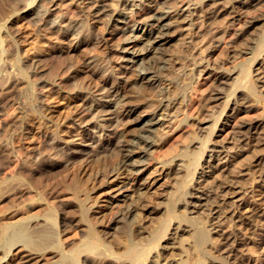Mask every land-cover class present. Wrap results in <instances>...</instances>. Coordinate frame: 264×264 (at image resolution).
<instances>
[{"label": "rangeland", "instance_id": "1", "mask_svg": "<svg viewBox=\"0 0 264 264\" xmlns=\"http://www.w3.org/2000/svg\"><path fill=\"white\" fill-rule=\"evenodd\" d=\"M23 1H6L7 7L11 8H9L10 14L0 22V36L7 38L3 40L9 42L5 45L6 49L15 51V54L9 57L10 60L7 59L10 64L8 61H3L4 66L6 62L8 64L5 72L9 71L4 76L9 80L14 79L13 81H16L15 78L19 79L20 83V89L15 86L13 90L12 88L8 90L9 93L5 90L6 93L4 92L3 95H6L0 97L2 106L0 110L3 108V111H0V121L2 119L0 137L8 134L5 135L7 138H0V146L2 145L0 168L6 165L5 156L8 158V153L4 154L3 152L7 151L2 148L6 146L4 143H8L7 147L14 149L12 154L21 162L19 167L23 170L21 172L25 181H22L20 187L23 194L19 193L18 197L13 198L12 204H4L0 201L2 205H0V226L1 223L11 221L14 216L18 218L31 215L29 226L33 227L31 228L33 231L52 227L45 213L53 211L57 217L56 230L63 239L61 240H78L85 227L80 222L79 204L69 197L70 192L67 188L72 183L73 175L66 169L82 164L80 170L77 169L76 176L78 180L85 181L83 183L91 196L90 201L87 202L90 205L87 206H94L96 201H100L108 191L113 177L111 173H107L111 169L98 165L97 161L113 153L120 140H133L141 133L136 115L129 116L125 111L128 107H135L138 112L153 111L152 115L157 116L154 120L157 124L150 134L152 146L143 144V147L140 144L138 153L132 157L133 162L137 160L136 162L145 164L148 168L137 175L135 184L127 194L128 198L121 201L118 207L109 209L108 215L105 214L106 212L99 213L100 209L97 207L89 213L97 224L96 228L100 229L99 231L104 230L102 235L106 236L108 241L111 240L109 242L114 246L117 237L131 231L130 237L137 245L136 249L143 250L144 254L139 259L123 258L122 262L125 264H264V202L257 205L260 206L259 212L246 220L248 224L243 232L247 237V244L231 241V237L238 233L237 219L245 217L242 208L245 202L252 201L258 192H264V0H161L160 8L164 9L159 11L169 10L172 13L164 21L168 24L170 41L164 49L162 63L160 62L163 66L162 76L159 77L158 87L151 90L152 93L145 91L143 83L136 82L131 65L127 62L119 59L109 60L107 63L101 61V56L95 48L97 41L104 34L103 31H108V27L103 25L102 29L101 25H95L92 21L89 22L90 25L92 24L89 26L91 28L86 29L88 27L84 25L89 19L78 9V6H82L83 0H72L73 3L69 0H29V2L25 0L24 3L28 5L23 4ZM105 2L109 14L120 11L122 13L128 8L142 6L138 5L139 2L136 3L138 6H131L130 0H105ZM57 3L65 7H60ZM47 5L49 6L46 7ZM45 26L48 29L60 26L64 31L69 32L71 37L68 35V39L65 40L69 46L66 49L43 48L42 45L45 44L39 42H41L40 37L47 30L43 31ZM128 33L117 35L113 44L115 43L117 47L123 46ZM33 34L36 38L34 44H32ZM148 59L146 58V62L152 60L149 57ZM13 63L15 65L11 68ZM14 68L15 72H13ZM20 71L19 78L16 74L15 77L13 76V73ZM31 77H36L37 81L34 83V78L32 80ZM102 77L104 80L101 79ZM4 84L6 85V82ZM33 85L37 86L33 87ZM27 87L28 89H25ZM250 87L254 89L253 93H249ZM47 90L52 91L48 93ZM23 93L30 95V98L28 95L23 97ZM139 95L147 97L150 110L140 103L128 102L129 96ZM50 96L56 97L52 99ZM28 98L30 101L26 100ZM81 98L83 100H79ZM48 99H51L50 102H46L49 101ZM125 100L128 103L122 109L119 104L125 103ZM78 102L86 103L87 107L85 106L84 109L82 108L84 106H80L75 110ZM14 106L17 111L14 109L16 112H10L13 111ZM46 107L52 110L57 108L58 116L60 110L59 117L64 118L59 120V124L53 122L40 126V123L44 124L43 111ZM3 112L6 114L5 118ZM8 112L14 114L10 115ZM68 112H72V115H68ZM17 115H20L19 120ZM26 115L27 119L29 117L28 120ZM33 117L41 121L38 122ZM31 118L33 119L31 125H35L36 138L25 136L24 139L23 131L25 127L30 126L27 123ZM79 118L86 119V122L75 124L74 119ZM260 123L261 127L252 129V126ZM4 126L7 127L3 130ZM75 128L84 131L81 136L83 139L74 140L64 136L67 131L74 132ZM26 140L34 142L33 149L29 151L26 149L24 145L29 142ZM19 147L22 148L19 149L22 154V150H26L24 156L16 150ZM16 151L19 153H15ZM27 154V158H24ZM189 158L197 159L191 167ZM32 163L34 166L31 165ZM7 167L8 164L5 168H1L0 178L8 176L11 172L7 171ZM34 178L39 179L41 184ZM52 206L54 208H51ZM168 206L173 209L172 213H169ZM129 208L130 212H128ZM127 212L128 216H126ZM191 222L203 227L208 233V242L202 247L196 245L195 228ZM60 224H65L70 230L65 232L66 234L60 233L62 232ZM156 228H159L157 237L154 236ZM115 248L118 250V246ZM46 250L43 251L45 254L43 252L33 254L27 264H43L47 257L50 261L49 256L51 257L53 251ZM25 252L27 249L22 243H18L16 247L13 245L11 248L0 249V258L9 253V257H6L7 264H16L14 259ZM87 260L86 264H100L94 262L91 257ZM102 264H119V262L109 261Z\"/></svg>", "mask_w": 264, "mask_h": 264}, {"label": "bare ground", "instance_id": "2", "mask_svg": "<svg viewBox=\"0 0 264 264\" xmlns=\"http://www.w3.org/2000/svg\"><path fill=\"white\" fill-rule=\"evenodd\" d=\"M3 1V3H2ZM0 2V22L1 21H4V18L6 16H8L10 14V10L9 8L7 7L6 5V1H9V0H2ZM15 1V0H14ZM25 1V0H24ZM23 1V4H27V3H24ZM62 1V0H61ZM67 1V0H66ZM72 1V0H69V2ZM81 1V0H80ZM132 2V5L131 6H135L137 5L136 3L139 2L138 5H142L141 7H138V8H128V10H123L122 13L120 11L117 12V13H111L109 14V10H108V5H107V2H105V0H83L82 2V6H78V9L80 12H83V14L85 16H87L86 18L89 19L88 22H86L84 26L88 27L86 29H90L91 26L89 24V22H92L94 23L95 25H101L100 27L102 28V26L104 25L108 27V31H103L104 34L101 35L99 41H97V53H99V55L101 56L100 59H102L101 61H106L105 63H107V61H116V59H119V60H123L124 62H127L128 64H130V68H132V71L134 72L133 75L135 76V80L136 82H140V83H143L144 85V89L146 92H151V90H155L156 87H158V84H159V77L160 75L162 74V68L163 66L160 64V62L162 63V55H163V52H164V49L166 48V45L169 43L170 39H169V34H168V30L169 28H167V25L166 23H164V21L170 17V14L171 11L169 10H163V11H159L160 6V2L161 0H130ZM165 1V0H164ZM258 1V0H257ZM20 2V1H18ZM29 2V0L27 1ZM78 2V1H77ZM76 2V3H77ZM14 3V2H13ZM22 3V2H21ZM44 3V2H42ZM62 3V2H61ZM68 3V2H67ZM73 3V1H72ZM128 3V2H127ZM162 3V2H161ZM9 4H11V1L9 2ZM16 4L17 1H16ZM50 4V3H49ZM58 4V3H57ZM64 4V3H62ZM126 4V3H125ZM160 4V5H159ZM246 4V3H245ZM13 7L14 4H12ZM11 5V7H12ZM28 5V4H27ZM44 5V4H43ZM59 6L61 4H58ZM69 5V4H68ZM71 5V3H70ZM137 5V6H138ZM248 5V4H247ZM10 6V5H9ZM45 6V5H44ZM49 5H47L46 7H48ZM58 6V7H59ZM172 6V5H171ZM12 7V9H13ZM43 7V6H42ZM53 7V6H52ZM60 7H65L64 5L60 6ZM59 7V8H60ZM73 7V6H72ZM167 7V6H166ZM257 7V6H256ZM16 8V7H15ZM41 8V6H40ZM11 9V8H10ZM44 9V8H43ZM41 9V10H43ZM46 9V8H45ZM62 9V8H61ZM65 9V8H64ZM63 9V10H64ZM69 9V7H68ZM125 9V8H123ZM164 9V8H162ZM161 9V10H162ZM166 9V8H165ZM40 10V12H41ZM49 10V9H47ZM54 10V9H53ZM67 10V9H66ZM77 10V9H76ZM172 10V9H171ZM60 11V10H59ZM111 11V10H110ZM247 11V10H246ZM39 12V11H38ZM44 12V11H43ZM41 12V13H43ZM63 12V11H62ZM67 12V11H65ZM109 12V13H108ZM176 12V11H175ZM232 12V11H231ZM78 13V12H77ZM234 13V12H233ZM45 14V12H44ZM69 14V13H68ZM219 14V13H218ZM15 15V14H14ZM58 15V14H57ZM60 15V14H59ZM64 15V14H63ZM81 15V14H80ZM83 15V16H84ZM211 15V14H210ZM216 15V14H215ZM222 15V14H221ZM19 16V15H18ZM17 16V17H18ZM40 16V15H39ZM84 16V17H85ZM12 17V16H11ZM22 17V16H21ZM28 17V16H27ZM83 17V18H84ZM214 17V16H213ZM15 18V17H14ZM25 18V17H24ZM42 18V17H41ZM19 19V18H18ZM213 19V18H212ZM12 20V19H11ZM10 20V21H11ZM25 20V19H24ZM46 20V19H45ZM76 20V19H75ZM86 20V19H85ZM14 21V20H13ZM39 21V20H38ZM37 21V22H38ZM82 21V20H81ZM17 22V21H16ZM46 22V21H45ZM24 23V22H22ZM61 23H63L61 21ZM83 23V22H82ZM12 24V22H11ZM15 24V22H14ZM37 24V23H36ZM59 24V23H58ZM78 24V23H77ZM4 25V24H3ZM19 25V24H18ZM28 25V24H27ZM61 25V24H60ZM66 25V24H65ZM253 25V24H252ZM256 25V24H255ZM62 26V25H61ZM81 26V25H79ZM15 27V26H14ZM13 27V28H14ZM17 27V25H16ZM27 27V26H26ZM42 27V26H41ZM46 27V26H45ZM49 27V26H48ZM65 27V26H64ZM99 27V26H98ZM29 28V27H27ZM44 28V27H43ZM81 28V27H80ZM100 28V30H101ZM253 28V27H252ZM256 29V27H254ZM37 29V28H36ZM47 29V30H46ZM68 29V28H66ZM85 29V28H84ZM85 29V30H86ZM103 29V28H102ZM106 29V28H105ZM110 29V30H109ZM251 29V28H250ZM2 30V29H1ZM9 30V29H8ZM7 30V31H8ZM13 30V29H12ZM25 30V28H24ZM29 30V29H28ZM46 30V31H45ZM84 30V31H85ZM10 31V30H9ZM17 31V29H16ZM22 32V30H20ZM33 31V30H32ZM39 31V30H38ZM43 31H45L43 33V35L40 37L41 38V42L39 43H44L45 45H42L43 48H58V49H66V47L69 46L68 42L65 43V40L68 39L67 36L71 35L69 32L67 31H64L63 28H61L60 26L59 27H50L49 29L46 27L45 29H43ZM79 31V30H78ZM77 31V32H78ZM83 31V30H82ZM95 31V30H94ZM253 31V30H252ZM31 32V31H30ZM40 32V31H39ZM81 32V30H80ZM90 32V31H89ZM100 32V31H99ZM101 31V33H103ZM128 33V35L126 36L125 38V42L123 46L121 47H117L113 44V40L114 38H116L117 35H120V34H125V33ZM4 33V32H3ZM14 33V31H13ZM17 33H20V32H17ZM29 33V32H28ZM33 33V32H32ZM42 33V32H41ZM75 33H76V30H75ZM95 33V32H94ZM246 33V32H245ZM77 34V33H76ZM75 34V35H76ZM98 34V33H97ZM251 34V33H250ZM26 35V33H25ZM24 35V36H25ZM78 35V34H77ZM90 34L88 33V36ZM7 36V35H6ZM21 36V34H20ZM23 36V38H24ZM29 36V35H28ZM31 36V35H30ZM73 36V35H72ZM95 36H96V33H95ZM94 36V37H95ZM11 37H12V34H11ZM17 37V36H16ZM71 37V36H70ZM74 37V36H73ZM77 37V36H76ZM3 38L5 37H1L0 36V97L6 95L3 93L7 90L12 88V90L14 89L15 86H18L19 87V79H16V81H13L14 79H11L9 80L8 78L7 81H5V74H8L9 71L7 70L8 73H6L5 69L7 68V65L10 64L8 60L9 57L11 56V54H15V51L13 52L12 50H8V48L6 49L5 45L7 44V40H3ZM18 38V37H17ZM27 38V37H26ZM34 38V34H33V37ZM93 38V37H92ZM97 38V36H96ZM7 39V38H5ZM36 38H34V40H32L30 38V40H32V44H34V41ZM12 40V39H11ZM9 40V41H11ZM16 40V39H15ZM21 40V39H20ZM39 40V39H38ZM73 40V39H72ZM71 40V41H72ZM77 41V40H76ZM123 41V39H122ZM13 42V40H12ZM38 42V41H37ZM74 42V40H73ZM89 42V41H88ZM9 43V42H8ZM26 43V42H24ZM29 43V42H28ZM38 43V44H39ZM93 43V42H92ZM11 44V43H10ZM9 44V45H10ZM21 44V43H20ZM140 44H142L140 46ZM9 45H7L9 47ZM31 45V44H30ZM71 45V44H70ZM90 45V44H89ZM170 45V44H169ZM13 46V45H11ZM40 46V45H39ZM38 46V48H39ZM41 46V47H42ZM77 46V45H76ZM91 46V45H90ZM93 46V45H92ZM16 47V46H15ZM21 47V46H20ZM19 47V48H20ZM34 48V45L33 47ZM37 48V47H36ZM42 48V49H43ZM10 49V48H9ZM70 49V48H69ZM82 49V48H81ZM85 49V48H84ZM16 50V49H15ZM27 50V49H26ZM34 50V49H32ZM38 50V49H37ZM44 50V49H43ZM76 50V49H74ZM56 51V50H55ZM64 51V50H63ZM80 51V50H79ZM86 51V50H85ZM28 53V52H27ZM96 53V54H97ZM23 56V55H21ZM6 57V59H5ZM148 57L149 58H152V60L150 62H148ZM4 58V59H3ZM11 58V57H10ZM14 58V55L12 57V60ZM47 58V57H46ZM61 58V57H60ZM146 58L148 59L147 62H146ZM8 59V60H7ZM25 59V58H24ZM36 59V58H35ZM45 59V58H44ZM8 61V64L6 62L5 66L3 65V61ZM62 60V59H61ZM16 59L14 60V63H15ZM41 61V60H40ZM78 61V60H77ZM99 61V60H98ZM12 62V61H11ZM20 62V61H19ZM139 62V64H138ZM11 64V68H12V65H15V64ZM22 63V61H21ZM80 63V62H79ZM54 65V64H53ZM75 65V64H74ZM78 65V64H77ZM97 65V64H96ZM24 66V65H23ZM90 66V65H89ZM88 66V67H89ZM9 67V66H8ZM9 67V68H10ZM58 67V66H57ZM91 67V66H90ZM10 68V70H11ZM22 68V67H21ZM25 68V66H24ZM62 68V66H61ZM99 68V67H98ZM77 69H79L77 67ZM93 69V68H92ZM110 69V68H109ZM17 70V69H16ZM26 70V69H24ZM29 71V70H28ZM59 71V70H58ZM13 72H15V68L13 70ZM18 72V71H17ZM51 73L54 72V71H50ZM49 72V73H50ZM57 72V71H56ZM122 72V71H121ZM33 73V72H32ZM38 73V72H37ZM50 73V74H51ZM55 73V72H54ZM92 74V72H90ZM125 73V72H124ZM15 74H16V77H18L19 74H21V71L19 73H13V76L15 77ZM34 74V73H33ZM49 74V75H50ZM130 74V73H129ZM48 75V76H49ZM52 75V74H51ZM164 75V73H163ZM224 75V74H223ZM9 76V75H8ZM39 76V75H38ZM162 76V75H161ZM12 77V76H11ZM54 78V76H51ZM56 77V76H55ZM91 77V76H90ZM98 77V76H97ZM19 78V77H18ZM29 79V75L27 77ZM32 78V77H31ZM34 78V77H33ZM32 78V80H33ZM36 78V77H35ZM34 78V83L35 81H37L36 79ZM99 78V77H98ZM216 78V77H215ZM22 79V77L20 78ZM49 79H52V78H49ZM56 79V78H55ZM100 79V78H99ZM103 79V77L101 78ZM31 80V79H30ZM28 80V81H30ZM104 80V79H103ZM93 81V80H92ZM4 82H6V85L4 84ZM13 82V83H11ZM24 82V81H23ZM96 82V81H95ZM222 82V81H221ZM26 83V82H25ZM99 83V81H98ZM116 83V82H114ZM121 83V82H120ZM133 83V82H132ZM88 85V84H87ZM100 85H101V82H100ZM99 85V86H100ZM134 85V84H133ZM24 86V85H23ZM34 86H37V85H33ZM53 86V85H52ZM78 86V85H77ZM128 86V84H127ZM142 86V85H141ZM131 88V85L129 86ZM36 88V87H35ZM41 88V87H40ZM129 88V89H130ZM141 88V87H140ZM20 89V87L18 88ZM25 89H28L25 88ZM33 89V88H32ZM124 89V88H123ZM34 90V89H33ZM32 90V92H33ZM54 90V89H53ZM24 91V90H23ZM26 91V90H25ZM39 91V90H38ZM44 91V90H43ZM48 91V90H47ZM50 92L52 90H49ZM48 91V93H49ZM125 91V90H123ZM141 91V90H140ZM249 93H253L254 92V89L252 87L249 88ZM145 92V94H146ZM9 93V92H8ZM28 93V92H26ZM36 93V92H35ZM57 93V92H56ZM60 93V92H59ZM140 93V92H138ZM143 93V92H142ZM152 93V92H151ZM153 93H155V91H153ZM24 94V93H23ZM30 94V93H28ZM27 94V95H28ZM55 94V93H54ZM128 94V92H127ZM141 94V93H140ZM149 94V93H147ZM27 95H23V97L27 96ZM35 95V94H33ZM129 95V94H128ZM127 95V96H128ZM138 95V94H137ZM153 95V94H152ZM37 96V95H36ZM47 96V94H46ZM159 96V95H157ZM28 97L30 98V95H28ZM35 97V96H34ZM51 97V96H50ZM56 97V96H55ZM54 97V98H55ZM79 97V96H78ZM150 97V96H149ZM27 98V97H26ZM26 99V100H29L30 99ZM49 98V97H48ZM52 99H54L53 97H51ZM65 98V97H63ZM67 98V97H66ZM72 98V97H71ZM217 98V97H216ZM15 99V98H14ZM37 99V98H36ZM129 101L128 102H131V101H134V103H140L142 105H145L147 107L148 110H150V107H149V104H148V100H147V97L143 96V95H139V96H136V97H132V96H129L127 98ZM126 99V100H127ZM1 100V99H0ZM22 104H24V99L22 98ZM25 100V101H26ZM49 101H46V102H50L51 99H48ZM70 100V99H68ZM76 100V99H75ZM75 100H73L75 102ZM79 100H83L82 98L79 99ZM124 101L125 103H121L119 104V107L123 109V107H125V105L128 103L127 101ZM33 101V100H32ZM72 101V102H73ZM137 101V102H135ZM13 102V101H12ZM53 102V101H52ZM249 99H248V103H249ZM59 103V102H58ZM68 103V102H67ZM79 103V102H78ZM25 104H27V102H25ZM29 104V103H28ZM27 104V105H28ZM31 104V103H30ZM34 104V102H33ZM32 104V106H33ZM36 104V103H35ZM47 104V103H46ZM86 103H79L78 105L75 106V110L78 108V107H82L85 109V105ZM89 104V103H88ZM49 105V104H48ZM68 105V104H67ZM133 105V104H132ZM151 105V104H150ZM10 106V105H9ZM13 106V104H12ZM23 106H26V105H23ZM69 106V105H68ZM118 106V105H117ZM250 106V105H249ZM0 107H2L0 105ZM8 107V106H7ZM16 106L13 107V111L10 110V112H16L17 110L15 109ZM30 107V105L28 106ZM49 107V106H48ZM87 107V106H86ZM90 107V106H89ZM116 107V106H115ZM6 108V107H5ZM10 108V107H9ZM8 108V110H9ZM22 108V107H20ZM44 108V106L42 107ZM3 109V108H2ZM1 109V110H2ZM7 109V108H6ZM14 109L16 111H14ZM30 109V108H29ZM28 109V110H29ZM64 109V108H63ZM73 109V108H72ZM121 109V110H122ZM0 110V111H1ZM5 110V109H4ZM23 110H26L23 108ZM38 110V109H37ZM42 110V109H40ZM3 111V110H2ZM1 111V112H2ZM7 111V110H6ZM4 111V112H6ZM30 111V110H29ZM36 111V110H35ZM65 111V110H64ZM74 111V109L72 110ZM85 111V110H84ZM118 111V110H117ZM126 113L127 115L129 116H133V115H136L137 117V123L138 125L140 126L141 128V133H139L137 135V138L133 140L132 139H128V140H120L119 143H118V146L117 148L115 149V151L113 153H109V155H105L106 157L102 160H96L97 161V164L98 165H102V167H109L111 170H109V172L107 173H111V177H113V179L111 180L110 182V185H109V188H108V191L105 193V195L102 197V199L99 201H96L94 203V206L91 205V206H87L89 203L88 200L89 198L91 199V196L88 192V189H87V186L83 183V181H80L78 180V176H76V171L77 169L81 168V165L80 164H76L75 162H73L74 164L76 165H73V167L71 169L68 170V168H63V169H66L67 171L70 172V174L73 175L72 177V183L71 185H69V187L67 188L68 191L70 192V198L73 199L74 201H76L79 206H80V215H81V219H80V222L82 225H84V230L81 231V235H80V238H78V240H73V241H62L63 239L60 238L59 236V232H57L56 230V227H57V217L55 215V212L53 213V211H48L45 213V216H46V219L47 221H49V224L52 225V227H43V228H39L37 231H33L31 228L33 227H30L29 226V219L30 217H32L31 215H28L26 217H13L10 220H8L9 222H5L4 224L1 223L2 225L0 226V249H6V248H11L13 245L16 247V245L18 243H22L23 246L27 249V252H25L24 254L22 255H19L18 258L14 259L17 263L16 264H27L28 261L30 260V258L32 257L33 254H36L38 252H43L44 249L46 252L47 250L46 249H50L53 251V253L51 254V257L49 256V259L50 261H48V257L45 258V261L43 264H71L72 262L76 263V264H86V262H88L87 258L88 257H91L92 260L97 261L99 262L100 264L102 263H105V262H112V261H115L116 263L119 262V264H125V262H122L123 261V258H133V259H139V257L141 255H143V250H140V249H136L137 248V245H135L134 241L131 239L130 235H131V231H127V233H125L124 236H119L117 237L114 241H115V245L118 246V250H116V246H114L111 242V240H107L106 239V236H103L102 235V232L104 233V230L103 231H99L100 229L96 228L97 224H95V222L93 221V219L91 218V215L89 214L90 211H92L94 209V207H97L99 208V213H105L107 214V211H109V209H113L114 207H118L119 203L121 201H124L125 199H127V194L128 192L132 189L131 187L135 184V181L137 180V175L142 172V171H145L147 170L148 166H146L145 164H140L139 162H136L134 160H132V157L134 154H137L138 152V148L140 147V144H144L145 146H149L151 145L152 146V143L151 142V139H150V134L153 132L154 130V126L157 124L154 120L157 116H154L152 115L153 111H147V112H141L134 107H128L126 108ZM3 112V113H4ZM8 112V114L10 113ZM20 115H21V111H19ZM28 112V111H27ZM26 112V113H27ZM32 112V111H30ZM44 113V118L43 119V123H40V126L41 125H47V123H53V122H58V124L60 123L59 120H62V116H61V119H60V115H61V112L59 110V116L56 114L57 111V108L52 110L50 108H47L45 109V111H43ZM138 112V113H137ZM141 112V113H140ZM72 112H68V115H72L71 114ZM5 114V113H4ZM11 114H14V113H10ZM32 115V113H30ZM42 114V113H40ZM55 114L57 115V119L55 117ZM63 114V113H62ZM66 114V113H64ZM76 114V113H75ZM16 115V114H15ZM20 115H17L16 117L18 118L17 120H19V116ZM29 115V114H27ZM27 115H26V120L29 119V117L31 115H29L28 119H27ZM67 115V116H68ZM3 116V115H2ZM6 114L4 115V118H5ZM34 116V115H32ZM42 116V115H41ZM82 116V115H81ZM13 117V116H12ZM70 117V116H69ZM74 117V116H73ZM76 117V116H75ZM134 117V116H133ZM3 118V117H2ZM8 118V117H7ZM10 118V117H9ZM15 118V117H14ZM21 118V117H20ZM25 118V117H24ZM35 118V117H33ZM43 118V117H41ZM78 118V117H77ZM159 118V117H158ZM12 119V118H11ZM36 119V118H35ZM65 119H66V116H65ZM69 119V118H68ZM73 119V118H72ZM90 119V118H89ZM119 119V118H118ZM25 120V119H23ZM37 120V119H36ZM71 120V119H70ZM76 119H74V122L75 124L76 123H84L86 122L83 118H79L75 121ZM16 121V120H15ZM33 121V119L31 118L29 120V122L27 123L28 125L30 126H27L25 127L24 131H23V137L24 139L26 138H34L35 137V129H34V126L31 125V122ZM38 121V120H37ZM41 120H39L38 122H40ZM66 121V120H65ZM73 121V120H72ZM78 121V122H77ZM2 122V119L0 121V123ZM4 123L7 122V121H3ZM63 122V121H62ZM130 122V121H129ZM12 123V122H11ZM26 123V121H25ZM35 123V122H34ZM33 123V124H34ZM64 123V122H63ZM67 123V122H66ZM65 123V125H66ZM70 123V121H69ZM3 124V123H2ZM72 124V123H71ZM70 124V125H71ZM39 125V123L37 124ZM52 126L55 125V124H51ZM50 125V126H51ZM69 125V126H70ZM244 125V124H243ZM246 125V124H245ZM3 126V125H2ZM9 126V124H8ZM24 126V125H23ZM39 126V128H41ZM48 126V127H50ZM68 125H66L67 127ZM72 126V125H71ZM262 124H257V125H254L252 126V129H257L259 127H261ZM7 127V126H6ZM4 126L3 130L6 128ZM13 127V126H12ZM45 127V126H44ZM47 127V126H46ZM59 127V126H58ZM19 128V127H18ZM37 128V127H36ZM1 129V128H0ZM10 129V127H9ZM59 129H61L59 127ZM76 130H74V132L72 131H65V137L68 138V139H76V138H82L81 136L82 133L84 132L82 129L80 128H75ZM156 129V128H155ZM2 130V129H1ZM7 130V129H6ZM40 130V129H39ZM38 130V131H39ZM46 130V129H45ZM49 130H52V129H49ZM66 130V129H65ZM71 130V129H70ZM37 131V132H38ZM44 131V130H43ZM64 131V129L62 130ZM2 132V131H1ZM51 132V131H49ZM54 132V131H52ZM51 132V133H52ZM60 132V131H59ZM58 132V133H59ZM9 133V132H7ZM39 133V132H38ZM48 133V132H47ZM61 133V132H60ZM255 133V132H254ZM3 134V133H2ZM64 134V133H63ZM62 134V135H63ZM90 134V133H89ZM1 135V134H0ZM4 136L5 135H8V134H3ZM61 135V136H62ZM1 136L3 138H7V136ZM26 136V138H25ZM50 136V135H49ZM56 136V134H55ZM252 136V135H251ZM0 137V138H1ZM63 137V136H62ZM36 138V137H35ZM55 138V137H54ZM249 138V137H248ZM52 139V138H51ZM65 139V138H64ZM67 139V140H68ZM83 139V138H82ZM5 140V139H4ZM30 140V139H29ZM29 140H26V141H29ZM32 140V139H31ZM61 140V139H60ZM35 141V140H34ZM66 141V139L64 140ZM6 142V141H4ZM4 142H1L4 143ZM9 142V141H8ZM42 142V141H41ZM67 142V141H66ZM76 142V141H75ZM10 143V142H9ZM25 143V142H24ZM29 143V144H28ZM26 145V149H33L34 148V142H28ZM6 146L5 148L3 147L2 150L4 151H7V152H3L4 154L5 153H8V158L5 156V158L7 159L6 161V165L8 164V166L10 167H7V171H11L8 176H3L0 178V201H2V203L6 204V203H11L13 201V198H16L18 197L17 195L19 193H22V188L20 189L21 187V183L22 181H24V178H23V175H22V172L20 170V161L19 159L14 156L12 153L14 151V149H10L7 147V144L8 143H4ZM23 144V143H22ZM82 144V143H81ZM101 145V144H100ZM143 145V147H144ZM4 146V145H3ZM13 146V145H12ZM21 146V145H20ZM114 146V145H113ZM2 147V145L0 146ZM21 147L19 148H15L16 150H18L20 152V149ZM39 148V147H38ZM93 148V147H92ZM148 148V147H147ZM22 149V148H21ZM40 150V149H39ZM141 150V148H140ZM147 150V149H146ZM18 151H16L15 153H17ZM26 151V150H24ZM24 151L22 150L23 154H24ZM53 151V149H52ZM145 151V150H144ZM18 152V153H19ZM48 152V150H47ZM112 152V151H111ZM2 152H0L1 154ZM21 153V152H20ZM28 153V152H27ZM3 154V155H4ZM22 154V153H21ZM21 155V156H24V155ZM32 154V153H31ZM50 154V153H48ZM108 154V153H106ZM186 154V153H185ZM2 155V156H3ZM20 155V154H19ZM30 155V154H29ZM43 155V154H42ZM139 155V154H138ZM26 157L24 158H27L28 154L25 155ZM34 156V155H33ZM187 156V154H186ZM38 157V156H37ZM62 157V156H61ZM99 157V156H98ZM3 158V157H1ZM4 158V159H5ZM20 158V156H19ZM23 158V159H24ZM30 158V157H29ZM51 158V156H50ZM49 158V159H50ZM65 158V157H64ZM197 158V157H196ZM196 158H189V166L191 167V165H194L195 162L197 161ZM5 159V160H6ZM22 159V158H21ZM35 159V158H34ZM89 159V158H88ZM143 159V158H142ZM48 160V159H47ZM89 161V160H88ZM141 161V160H139ZM3 162V161H2ZM20 162V163H19ZM28 162V161H27ZM148 162V161H147ZM29 163V162H28ZM72 163V164H73ZM78 163V162H77ZM81 163V162H80ZM96 163V162H95ZM144 163V162H143ZM27 164V163H26ZM35 164V163H34ZM38 164V163H37ZM54 164V163H53ZM67 164V163H66ZM65 164V165H66ZM4 165V164H3ZM5 165V166H6ZM30 165V163H29ZM33 165V163L31 164ZM4 167H1V168H5ZM22 166H24L22 164ZM27 166V165H26ZM34 166V165H33ZM83 166V165H82ZM188 166V167H189ZM40 167V166H38ZM67 167V166H66ZM70 167V165L68 166ZM189 167V168H190ZM0 168V170H1ZM25 168V167H24ZM29 168V167H27ZM188 168V169H189ZM26 169V168H25ZM35 169V168H34ZM41 169V168H40ZM62 169V170H63ZM3 170V169H2ZM37 170V169H36ZM65 170V171H66ZM6 171V169H5ZM23 171V170H22ZM29 171V169H28ZM32 171V169H31ZM58 171V170H57ZM108 171V169H107ZM111 171V172H110ZM2 173V171H1ZM4 173V172H3ZM6 173V172H5ZM24 175H25V171L23 172ZM53 173V172H52ZM30 174V173H29ZM28 174V176H29ZM31 174H34V173H31ZM49 174V173H48ZM47 174V175H48ZM69 174V173H68ZM42 175V174H41ZM54 175V174H53ZM61 175V174H60ZM110 175V174H109ZM121 176V177H120ZM123 176V177H122ZM27 177V175H26ZM30 177V176H29ZM27 177V178H29ZM33 177V176H31ZM36 177V176H35ZM45 177V176H44ZM26 178V179H27ZM59 178V177H58ZM32 179V178H31ZM30 179V180H31ZM37 180V178H34ZM71 180V179H70ZM33 181V179H32ZM25 182V181H24ZM31 182V181H30ZM28 182V183H30ZM37 182L40 183L39 179L37 180ZM85 182V181H84ZM34 183V182H32ZM31 183V184H32ZM36 183V182H35ZM25 184V183H24ZM22 184V185H24ZM38 184V186H39ZM44 184V183H43ZM26 185V184H25ZM34 187L36 186L35 184H33ZM32 185V186H33ZM47 185V184H46ZM45 186V185H44ZM23 187V186H22ZM26 187V186H25ZM29 187V185H28ZM31 187V186H30ZM37 188V187H35ZM134 188V187H133ZM139 188V187H138ZM38 189V188H37ZM47 189V188H46ZM55 189V188H54ZM29 190V188H28ZM30 190H32L30 188ZM39 190V189H38ZM135 190V189H134ZM139 190V189H138ZM52 191V190H51ZM261 191V190H260ZM32 192V191H31ZM39 192V191H38ZM41 192V191H40ZM39 192V193H40ZM53 192V191H52ZM259 193V192H258ZM257 193V195L255 197H253V200L250 201V202H245L244 204V207H242L244 209L243 213L245 214L244 218L243 219H237V222L239 223L238 224V233H235L232 237H231V241L232 243L234 242H241V244H247V237L245 236V233L243 232V229L246 228L247 226V222L246 220H249L250 218H252L254 215H256L255 213L256 212H259L258 211V208L260 207H257V205H261L263 204L264 202V192L261 191L259 194ZM23 194V193H22ZM21 194V195H22ZM100 194V193H99ZM131 194V193H130ZM19 195V196H21ZM34 197V196H33ZM138 197V196H137ZM40 198V197H39ZM130 198V197H129ZM25 199V198H24ZM29 199V198H28ZM16 200V199H14ZM30 200V199H29ZM33 200V199H32ZM35 200V199H34ZM95 200V199H94ZM48 201V200H47ZM63 201V200H62ZM90 201V200H89ZM135 201V200H134ZM25 202V201H24ZM12 204V203H11ZM1 205V204H0ZM35 205V204H34ZM51 205V204H50ZM49 205V206H50ZM90 205V204H89ZM2 206V205H1ZM53 206H55V204H53ZM51 207V208H54V207ZM132 207V206H131ZM8 208V207H7ZM49 209V208H48ZM56 209V208H55ZM53 209V210H55ZM126 209V208H125ZM131 209L129 208L128 209V212H130ZM168 211L169 213H172L173 212V209L171 208V206H168ZM115 212V211H114ZM128 212L126 213V216H128ZM242 213V214H243ZM29 214V213H28ZM34 214V213H33ZM125 214V212L123 213ZM104 215V214H102ZM108 215V214H107ZM106 215V216H107ZM112 215V214H111ZM119 215V214H118ZM131 215V214H130ZM10 216V215H9ZM36 216V215H35ZM125 216V218H126ZM132 216H130L131 218ZM242 217V216H241ZM124 218V220H125ZM104 219V218H103ZM123 219V218H121ZM95 220V219H94ZM134 220V219H133ZM7 221V220H6ZM104 222V221H103ZM127 222V221H126ZM249 222V221H248ZM195 222H191V224L194 226L195 228V242H196V245L199 246V247H202L204 246L207 242H208V239H209V236H208V233L207 231L203 228V227H200L198 224H194ZM250 223V222H249ZM43 224V223H42ZM79 224V223H78ZM126 224V223H125ZM62 225V232L60 233H65V232H68L70 229L69 227H67L65 224H60ZM40 226V225H39ZM45 226V225H44ZM35 227V226H34ZM42 227V226H41ZM128 229V228H127ZM157 229V228H156ZM36 230V229H35ZM61 230V229H60ZM59 230V231H60ZM81 230V229H80ZM158 232H159V228L157 230L154 231V236L157 237L158 235ZM66 234V233H65ZM63 235V234H62ZM115 238V237H114ZM62 239V240H61ZM113 239V238H112ZM113 241V242H114ZM136 241V240H135ZM230 243V242H229ZM236 243V244H237ZM16 244V245H15ZM6 251V250H4ZM51 251V252H52ZM7 252V251H6ZM43 252V253H44ZM14 253V252H13ZM5 254V252H4ZM3 254V255H4ZM40 254V253H38ZM45 254V253H44ZM9 255V253L7 254V256ZM14 255V254H13ZM42 255V254H41ZM1 257L0 258V264H7L6 262V257ZM9 257V256H8ZM12 257V256H11ZM34 258V257H33ZM38 258V257H37ZM44 258V257H43ZM13 259V258H12ZM40 259V258H39ZM47 259V261H46ZM9 260V259H8ZM18 260V261H17ZM36 260V259H34ZM43 260V259H42ZM14 261V262H15ZM118 261V262H117ZM11 262V261H10ZM37 262V260H36ZM93 262V263H94ZM42 263V262H41ZM114 263V262H113ZM30 264V263H29ZM92 264V263H91ZM190 264V263H189ZM192 264V263H191Z\"/></svg>", "mask_w": 264, "mask_h": 264}]
</instances>
